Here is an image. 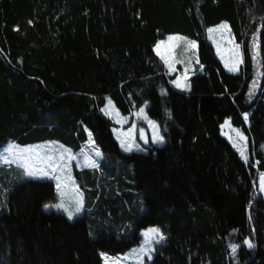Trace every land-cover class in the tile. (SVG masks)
I'll list each match as a JSON object with an SVG mask.
<instances>
[{"label":"trees","instance_id":"obj_1","mask_svg":"<svg viewBox=\"0 0 264 264\" xmlns=\"http://www.w3.org/2000/svg\"><path fill=\"white\" fill-rule=\"evenodd\" d=\"M221 23L242 47L237 75L207 40ZM169 35L197 44L202 73L187 94L154 52ZM107 99L125 117L146 106L164 146L121 153ZM225 121L247 136L248 162L221 136ZM87 133L120 168L102 167L108 181L79 175L87 210L72 222L44 212L58 202L52 183L8 184L0 264H103L150 228L166 239L149 264H264V201L253 197L264 173V0H0V149L79 151ZM128 219L133 228L118 232Z\"/></svg>","mask_w":264,"mask_h":264},{"label":"rangeland","instance_id":"obj_2","mask_svg":"<svg viewBox=\"0 0 264 264\" xmlns=\"http://www.w3.org/2000/svg\"><path fill=\"white\" fill-rule=\"evenodd\" d=\"M223 24L226 23H221L217 26L209 28L206 31L207 40L213 47L215 57L223 69L229 74L237 75L240 73L243 65V62L238 63L240 60L243 61L242 47L235 42L228 24H226L227 28L220 27ZM210 29L212 31H209ZM170 37H181L182 39L170 40ZM193 42L196 45L195 48L190 46ZM158 44L160 47L157 49ZM158 44L155 46L154 52L163 63L166 77H174L172 80L174 81L173 84L175 86L177 83L181 85V87L176 86L178 91L184 92L189 90L190 78L194 74L202 73V68L198 62V48L196 42L182 35H169ZM237 45L239 46V56L237 55ZM234 66L236 70L229 71V68ZM109 101L111 100H106V104L101 113L113 125V137L118 144L121 153L145 154L150 148H160L164 146V139L163 143L154 142L157 132L160 136L161 133L158 125L147 118L146 106L143 107V114L138 116L137 113H139L140 110H137L132 112L130 116L125 117L120 114L113 102L111 101V104H109ZM243 115L244 114L241 115V120L245 126H248L249 114L247 119H244ZM227 122L228 123L225 121L220 127L221 136L230 144L241 160L248 162L249 142L247 136L240 129L233 127L229 121ZM153 123L156 125V129L152 127ZM238 132L244 137L243 139H241L240 135H237ZM141 133H143V137L141 136ZM122 142L124 147H122ZM128 145L132 146L131 151H125V147ZM137 145H139V149L136 147ZM9 146H14L13 156H9L5 151V149ZM16 148L29 149L30 151L24 153L22 157L17 158L15 162L11 164L0 162V201L1 198L4 199L6 197V193L8 189H10L8 184L12 185L20 180L50 182L55 187L58 198L57 203L63 201L65 207H67L70 211L74 209L77 198L79 197L82 199V210L79 213H74L73 219L71 220L68 219L67 213L51 207L52 205H46L48 207H44V212L63 215L70 222L81 217L87 210V195L82 189V182L78 178L79 175L83 172H88L95 175L98 181H108L109 172L104 170L102 167L107 168L115 166L120 168L119 165L110 163L104 159L100 150L94 145L92 136L89 133H87V142L81 146L79 151H73L52 141L26 147H21L13 142H9L0 149V157L7 156L9 159H13ZM97 149L101 153L100 156L96 155ZM25 160L31 166H34L33 170L42 168L48 173V176H43L39 172H37V176L35 177L26 176L24 174V168L20 166L21 162ZM90 162L96 163L97 167H92ZM53 167L56 169L55 172L52 171ZM51 177H58V179ZM4 183L7 185L6 188ZM58 184L59 187H57ZM258 192L259 187L256 185L253 191L254 198L258 195ZM122 210L123 209L119 210V212L122 213ZM140 211H142L141 208ZM133 220H120L117 226L118 232L121 230H131L133 228ZM150 229L142 231L140 233L139 245L125 254L114 257L102 254L101 258L103 260V264H149L152 261L156 250L163 246L165 242L164 240L157 244L156 240L159 239L158 236L155 237V239L149 240V238H147L144 234ZM149 249H151V251H149ZM149 256H151V259H149Z\"/></svg>","mask_w":264,"mask_h":264},{"label":"snow or ice","instance_id":"obj_3","mask_svg":"<svg viewBox=\"0 0 264 264\" xmlns=\"http://www.w3.org/2000/svg\"><path fill=\"white\" fill-rule=\"evenodd\" d=\"M220 27L227 28V25L226 24H223ZM209 31H212V30L210 29ZM169 39L170 40H173V39H182V38L181 37H170ZM190 46L192 48H195L196 47V45H195L194 42L191 43ZM159 47H160V45L158 44L157 45V49ZM238 49H239V46L237 45V55L239 56ZM253 58L255 59V56ZM242 62H243L242 60L238 61V63H242ZM226 67H227V65H226ZM235 70H236L235 66L229 68V71H235ZM176 86L177 87H181V85L179 83H177ZM109 104H111V101H109ZM143 111H144V109L141 108L140 109V112L137 113V115L139 116V115L143 114ZM245 119H247V117H245ZM226 123H228V122L226 121ZM152 127L154 129H156V125L154 123L152 124ZM237 135H240L241 139L244 138L239 132L237 133ZM141 136L143 137V133H141ZM154 142L155 143H163V137L160 136L158 132H157V134L155 136ZM13 147L14 146H9L7 149H5V151L8 153L9 156H13ZM122 147H124L123 142H122ZM136 147L139 149V145H137ZM131 150H132V146L131 145H128L127 147H125V151H131ZM28 151H30V150L29 149H19V148H16L15 149V156L13 157V159H9L7 156L0 157V162L11 164V163L15 162V160L17 158L22 157L23 154L26 153V152H28ZM96 155L97 156H100L101 155V153L99 152L98 149L96 150ZM49 159H51V158H49ZM90 164H91L92 167H97L96 163H94V162H90ZM20 166L24 168V174L26 176H28V177H35V176H37V172H39L43 176H48V173L46 171H44L42 168L41 169H37V170H33L34 169V166H31L26 160L23 161V162H21ZM55 170H56L55 167H53L52 168V171L55 172ZM51 178L58 179V177H51ZM57 187H59V184L57 185ZM46 207H48V206H46ZM51 207H54L57 210H62L63 212L67 213L68 219L71 220V219H73L74 213H79L82 210V208H83V201H82L81 198L78 197L77 200L75 201L74 209L72 211H70L67 207H65L63 201H61L60 203L54 204ZM144 235L147 238H149V240L155 239V237L158 236L159 239L156 240V243L157 244L161 243L162 241H164L166 239V237L157 228L150 229ZM244 243L247 244L249 248H251V247L254 246L248 240L244 241ZM237 247H238V245H232V248H231L232 253H235L236 252ZM149 251H151V249H149ZM149 259H151V256H149Z\"/></svg>","mask_w":264,"mask_h":264},{"label":"water","instance_id":"obj_4","mask_svg":"<svg viewBox=\"0 0 264 264\" xmlns=\"http://www.w3.org/2000/svg\"><path fill=\"white\" fill-rule=\"evenodd\" d=\"M257 185L259 187V192L258 195L263 199L264 201V173L259 175V177L257 178ZM248 247V245H247ZM248 249L250 250L251 248L248 247Z\"/></svg>","mask_w":264,"mask_h":264},{"label":"crops","instance_id":"obj_5","mask_svg":"<svg viewBox=\"0 0 264 264\" xmlns=\"http://www.w3.org/2000/svg\"><path fill=\"white\" fill-rule=\"evenodd\" d=\"M173 82H174V81L171 82V87H172L174 90L178 91V90L176 89V86L173 84ZM189 91H190V89L187 90V91H184V92H182V91H178V92H181V93H185V94H187V93H189Z\"/></svg>","mask_w":264,"mask_h":264},{"label":"bare ground","instance_id":"obj_6","mask_svg":"<svg viewBox=\"0 0 264 264\" xmlns=\"http://www.w3.org/2000/svg\"><path fill=\"white\" fill-rule=\"evenodd\" d=\"M247 116H248V114H244V115H243V118L245 119V117H247Z\"/></svg>","mask_w":264,"mask_h":264}]
</instances>
